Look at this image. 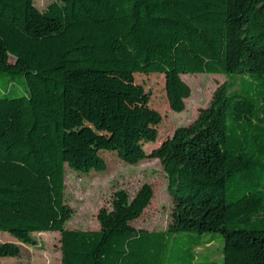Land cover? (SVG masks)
<instances>
[{
	"label": "trees",
	"instance_id": "16d2710c",
	"mask_svg": "<svg viewBox=\"0 0 264 264\" xmlns=\"http://www.w3.org/2000/svg\"><path fill=\"white\" fill-rule=\"evenodd\" d=\"M136 73L164 74L176 112L192 94L183 75L227 81L147 152L163 116ZM0 81V231L18 241L1 242L0 258L58 231L61 264H264V0H57L46 10L0 0ZM68 105L108 140L92 144ZM101 151L161 161L166 229L134 225L154 198L149 183L117 190L99 229L67 228L66 167L105 171ZM214 241L220 262L196 252Z\"/></svg>",
	"mask_w": 264,
	"mask_h": 264
},
{
	"label": "rangeland",
	"instance_id": "374dc122",
	"mask_svg": "<svg viewBox=\"0 0 264 264\" xmlns=\"http://www.w3.org/2000/svg\"><path fill=\"white\" fill-rule=\"evenodd\" d=\"M54 1L57 0H34L41 10H46ZM183 78L190 85L192 94L185 101V110L176 112L170 108L168 102L164 74L133 75V80L144 85L148 92L147 104L163 116L159 126V139L156 143L145 145L147 152H151L164 140L172 137L176 128L193 123L199 115L200 108L210 105L215 90L227 81L224 75L206 73L186 74ZM0 83L6 87L4 82L0 81ZM19 83L27 89L25 81L21 80ZM16 93H23L20 86ZM68 110L80 123L79 127L88 132L92 144L97 140H108L109 134L98 132L92 123L84 122L79 111L70 105ZM101 155L107 162L105 171L83 173L66 167V195L74 209V215L67 223V228L99 229V210L102 207H111L113 195L117 190L125 189L134 195L142 185L149 183L154 188V198L134 225L149 230L166 229L170 220L172 196L169 192V180L161 161L148 158L138 164H129L113 151H101ZM34 235L37 245L20 243L21 255L0 258V264H61L60 232H36ZM216 238L222 240L221 234L216 235ZM5 241L18 242L10 233L0 231V243ZM196 252L200 256L210 257L213 261H222L221 247L217 241L197 248Z\"/></svg>",
	"mask_w": 264,
	"mask_h": 264
}]
</instances>
